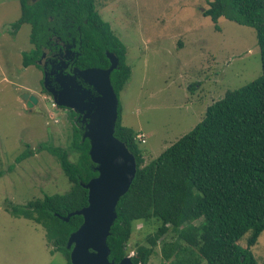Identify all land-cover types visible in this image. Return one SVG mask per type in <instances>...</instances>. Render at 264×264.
<instances>
[{
	"label": "trees",
	"instance_id": "trees-1",
	"mask_svg": "<svg viewBox=\"0 0 264 264\" xmlns=\"http://www.w3.org/2000/svg\"><path fill=\"white\" fill-rule=\"evenodd\" d=\"M18 1L20 17L13 28L29 24L33 47L22 55L24 67L35 65L42 71L38 59L43 48L50 47V37L70 35L80 42V55L74 63L80 68L107 69L106 52L118 58L110 74L118 97L131 68L125 45L103 20L95 0ZM203 15L214 24L222 17L252 27L262 73L241 88L227 90L206 108L204 118L190 132L146 164L136 139L138 132L122 124L119 103L114 136L135 156L137 170L116 206L117 217L107 238L108 258L115 264L129 253L134 225L152 220L159 226L146 236L147 244L135 247L130 257L133 264H148L158 241L169 232L175 238L160 244L161 256L169 264H199L201 260L206 264H264L252 253L264 231V0H209ZM68 112L74 121L68 147L39 144L32 148L27 144L15 163L47 151L58 160L69 190L43 194L24 205L10 206L9 211L40 225L53 247L50 253L60 252L71 264L67 240L83 218L73 215L67 222L63 218L87 206L88 190L82 184L98 173L77 115ZM70 153L76 154L75 161ZM244 237L246 243L241 246Z\"/></svg>",
	"mask_w": 264,
	"mask_h": 264
},
{
	"label": "rangeland",
	"instance_id": "rangeland-1",
	"mask_svg": "<svg viewBox=\"0 0 264 264\" xmlns=\"http://www.w3.org/2000/svg\"><path fill=\"white\" fill-rule=\"evenodd\" d=\"M208 1L95 0L99 14L126 47L131 74L118 95L120 116L123 125L144 134L145 143L138 146L145 164L190 132L227 90L241 88L262 73L255 30L222 17L214 24L203 15ZM19 17L18 0H0V264H67L60 252L50 253L53 247L40 225L9 211L43 194L69 190L49 152L15 160L27 144L68 147L74 125L69 108H58L43 91L42 71L23 66V53L33 47L29 24L13 28ZM26 93L37 98L31 108L23 99ZM76 115L84 133L86 122ZM70 159L75 161L76 154L70 153ZM158 226L153 220L137 222L127 256L147 244L146 236ZM174 238L169 232L158 241L148 264H169L160 244ZM246 238L240 239L241 246ZM252 253L258 263L264 262V231Z\"/></svg>",
	"mask_w": 264,
	"mask_h": 264
},
{
	"label": "water",
	"instance_id": "water-1",
	"mask_svg": "<svg viewBox=\"0 0 264 264\" xmlns=\"http://www.w3.org/2000/svg\"><path fill=\"white\" fill-rule=\"evenodd\" d=\"M106 56L110 61L107 69L75 68L64 74L60 66H52L49 71L44 68L43 87L54 103L69 108L86 122L82 139L89 141L88 154L98 173L82 184L88 190L87 206L63 218L66 222L73 215L83 218L67 240L71 264H115L108 258L107 238L117 217L116 206L129 190L137 170L135 156L114 136L119 100L110 74L118 58L111 52ZM61 64L67 66L64 61ZM23 99L28 108L37 103V98L27 93ZM117 264L133 263L130 256H125Z\"/></svg>",
	"mask_w": 264,
	"mask_h": 264
},
{
	"label": "flooded vegetation",
	"instance_id": "flooded-vegetation-1",
	"mask_svg": "<svg viewBox=\"0 0 264 264\" xmlns=\"http://www.w3.org/2000/svg\"><path fill=\"white\" fill-rule=\"evenodd\" d=\"M68 37L62 39L61 37H50L52 43L50 47L43 48V53L41 57L38 59V64L42 67V76L44 77V68L49 71L52 66L54 69H57V66H61L59 64L60 61L64 60L67 66H63V73L70 74L73 72V69H87L80 68L76 66L75 60L80 55V47L79 43L76 42L75 38L70 35ZM70 51L72 53H70ZM54 84V83H52ZM44 88V87H43Z\"/></svg>",
	"mask_w": 264,
	"mask_h": 264
},
{
	"label": "built area",
	"instance_id": "built-area-1",
	"mask_svg": "<svg viewBox=\"0 0 264 264\" xmlns=\"http://www.w3.org/2000/svg\"><path fill=\"white\" fill-rule=\"evenodd\" d=\"M136 139L139 143H145V136L141 132H138V134L136 135Z\"/></svg>",
	"mask_w": 264,
	"mask_h": 264
}]
</instances>
